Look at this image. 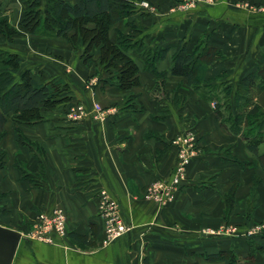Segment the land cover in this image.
<instances>
[{"label":"crops","instance_id":"0c3cea01","mask_svg":"<svg viewBox=\"0 0 264 264\" xmlns=\"http://www.w3.org/2000/svg\"><path fill=\"white\" fill-rule=\"evenodd\" d=\"M27 1L0 0L14 26ZM149 1L159 6L149 10L138 1L142 12L135 11L131 19L145 34L147 47L168 48L155 65L166 71L164 82L144 70L143 58H138L139 82L121 89L97 82L96 76L88 78L94 64L82 62L80 43L25 33L12 42L0 37V49L20 57L18 80L25 72L32 85L59 77L70 86L74 104L86 108L76 118L68 116V108L66 113L53 109L24 131L38 149L25 151L13 139V162L0 158V175L10 173L18 202L13 224L1 220L8 214H0V224L24 236L12 264H226L207 261L203 254L229 249L238 257L236 264H264V174L252 166H235L226 157L225 149L231 147L239 159H253L214 115L218 84L235 88L242 77L264 69V12L249 8L264 0L204 1L186 12L179 4L169 7L177 0ZM179 39L202 40L219 50L220 59L206 70L204 87L193 89L182 77L170 75ZM216 75L220 77L214 80ZM96 103L103 114L94 111ZM256 105L264 108V90ZM186 133L194 138V153L184 179L171 199L148 197L147 188L174 170V140ZM237 174L234 206L226 213L223 194ZM255 175L260 179L254 201ZM101 191L119 203L120 216L130 227L109 242L98 210ZM26 200L45 212L61 208L66 234L54 235L52 243L29 238L38 214H20ZM247 236L256 238L248 241Z\"/></svg>","mask_w":264,"mask_h":264},{"label":"trees","instance_id":"16d2710c","mask_svg":"<svg viewBox=\"0 0 264 264\" xmlns=\"http://www.w3.org/2000/svg\"><path fill=\"white\" fill-rule=\"evenodd\" d=\"M138 1L141 0H44L43 4L41 0H28L18 26L10 22L7 10L0 6V37L12 42L17 35L25 33L66 37L74 45L80 43L83 46L82 62L94 64L88 78L96 76L97 82L117 85L121 89H129L139 82L138 58H143L144 70L164 82L166 71H158L155 65L165 57L168 48H149L144 43L145 34L131 19V15L140 10L136 6ZM146 1L156 8L159 6ZM181 1L173 2L169 7ZM254 4L261 5L264 1ZM124 19V27H118L117 24ZM70 30L73 33L68 36ZM220 57L219 50L208 47L202 40L190 43V40L179 39L173 50L170 75L182 77L193 89L204 87L206 70ZM19 62L17 53L0 49V138L6 134V126L10 122L17 144L38 149L25 135V129L41 122L53 109L61 108L66 113L67 108L77 101L72 100L70 86L59 77L32 85L29 74L25 72L18 80ZM219 77L216 75L214 80ZM216 87L215 119L224 131L237 137L253 155L251 161L241 160L230 147L225 149L226 157L235 166L242 169L252 166L264 174V108L256 105L258 92L264 90V69L242 77L235 88L227 82ZM239 179L238 174L233 176L223 194L226 213L234 206ZM259 179L254 176L251 197L254 201L258 196L256 185ZM262 234L264 236V232ZM253 238L256 237L247 236L248 241ZM251 255L250 251L247 258ZM203 257L210 262L223 261L226 264H236L238 260L231 249L204 253Z\"/></svg>","mask_w":264,"mask_h":264},{"label":"built area","instance_id":"2783aa9c","mask_svg":"<svg viewBox=\"0 0 264 264\" xmlns=\"http://www.w3.org/2000/svg\"><path fill=\"white\" fill-rule=\"evenodd\" d=\"M204 1L211 2L212 0H182L178 8L186 10ZM138 4L142 8L153 9V6L146 0H141ZM246 6L249 5L246 4ZM249 8L264 12V4L251 5ZM68 109V116L71 118L79 117L86 112V108L81 104H72ZM94 111L99 115L104 112L97 103L94 104ZM174 143L178 146L177 161L174 170L167 179L155 182L147 188V196L160 202H165L172 198L174 191L178 189L181 181L184 179L186 166L194 153V138L191 134H181L174 140ZM98 210L104 219L106 242L119 237L130 228L120 216L119 203L106 191H101L99 194ZM65 234V213L61 208H53L49 213H40L37 215L33 228L27 236L39 241L52 243L54 235L61 237Z\"/></svg>","mask_w":264,"mask_h":264},{"label":"rangeland","instance_id":"374dc122","mask_svg":"<svg viewBox=\"0 0 264 264\" xmlns=\"http://www.w3.org/2000/svg\"><path fill=\"white\" fill-rule=\"evenodd\" d=\"M196 6V5H195ZM194 6V7H195ZM189 9H186V11H189ZM7 132L6 134L3 136V141H2V148H0V158L1 156L5 158V160L9 161L10 163L13 162V139L14 135L12 132V125L10 122L7 123ZM26 136L27 132H24ZM0 146V147H1ZM24 148V147H23ZM27 149V147H25ZM23 149L26 151V149ZM2 153V154H1ZM18 202L17 199L14 196V188H13V182H12V176L10 175L9 172H5L4 175H0V214H8L7 216L9 217H4L1 220L4 221L3 223L6 224H13V219L11 218V214L14 213V211H17L16 209H14V207L17 208ZM21 206V212L20 214H29V212L33 211V214H40V213H49V212H45V211H41L40 208L35 207L33 205L32 208V204L29 203L28 200H26L25 203H20ZM35 212V213H34ZM8 218V219H6ZM36 218L34 219L32 225H31V230L33 228V224L35 223ZM21 229V228H19ZM23 229V228H22ZM22 237H24L22 235Z\"/></svg>","mask_w":264,"mask_h":264},{"label":"water","instance_id":"95a60500","mask_svg":"<svg viewBox=\"0 0 264 264\" xmlns=\"http://www.w3.org/2000/svg\"><path fill=\"white\" fill-rule=\"evenodd\" d=\"M22 234L0 224V264H12Z\"/></svg>","mask_w":264,"mask_h":264}]
</instances>
